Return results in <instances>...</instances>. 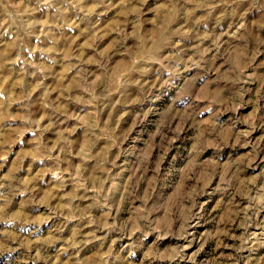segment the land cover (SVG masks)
<instances>
[{"label": "rangeland", "instance_id": "obj_1", "mask_svg": "<svg viewBox=\"0 0 264 264\" xmlns=\"http://www.w3.org/2000/svg\"><path fill=\"white\" fill-rule=\"evenodd\" d=\"M0 264H264V0H0Z\"/></svg>", "mask_w": 264, "mask_h": 264}]
</instances>
